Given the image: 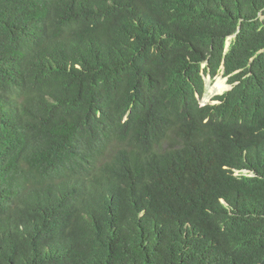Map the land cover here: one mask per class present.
Returning <instances> with one entry per match:
<instances>
[{"label": "trees", "instance_id": "16d2710c", "mask_svg": "<svg viewBox=\"0 0 264 264\" xmlns=\"http://www.w3.org/2000/svg\"><path fill=\"white\" fill-rule=\"evenodd\" d=\"M196 1L0 0V264H264V145L186 126L231 35L217 110H264V0Z\"/></svg>", "mask_w": 264, "mask_h": 264}, {"label": "clouds", "instance_id": "9594fccd", "mask_svg": "<svg viewBox=\"0 0 264 264\" xmlns=\"http://www.w3.org/2000/svg\"><path fill=\"white\" fill-rule=\"evenodd\" d=\"M198 7L196 0H168V5L172 11L175 7L186 6ZM236 35L228 36L224 42L217 40L208 41L201 46L202 62L198 75L192 81V92L195 100L196 109L192 113V119L186 126L191 128V124H200L208 128L219 129L227 134H236L241 140L254 139L258 144L264 145V110L252 121H241L230 115L221 114L217 107L222 104V98L230 93L239 82H231V78L240 74L241 70H234L230 73L226 71L233 70L245 56V52L239 51L228 54L233 39ZM260 53H264V48ZM254 58L248 61V65ZM208 64L216 66L215 71L208 69ZM210 90L212 92L210 93ZM155 111L164 114L153 102ZM165 115V114H164ZM163 126V125H160ZM158 126V127H160ZM232 177L236 179L255 178L256 172L251 170H232ZM221 203H223L221 201ZM143 212L141 211V215ZM112 221V213L105 215ZM113 222V221H112ZM114 223V222H113ZM229 227L223 230L228 232ZM206 255L221 264H232L234 258L243 261L246 264H257L251 260L243 258L239 253L232 250H223L208 247Z\"/></svg>", "mask_w": 264, "mask_h": 264}, {"label": "rangeland", "instance_id": "374dc122", "mask_svg": "<svg viewBox=\"0 0 264 264\" xmlns=\"http://www.w3.org/2000/svg\"><path fill=\"white\" fill-rule=\"evenodd\" d=\"M212 92V90H210V93Z\"/></svg>", "mask_w": 264, "mask_h": 264}]
</instances>
